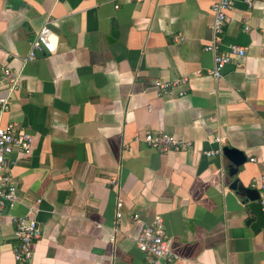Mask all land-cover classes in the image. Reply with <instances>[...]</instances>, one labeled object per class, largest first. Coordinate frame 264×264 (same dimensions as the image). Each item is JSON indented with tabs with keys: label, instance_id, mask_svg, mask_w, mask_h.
I'll return each mask as SVG.
<instances>
[{
	"label": "crops",
	"instance_id": "1",
	"mask_svg": "<svg viewBox=\"0 0 264 264\" xmlns=\"http://www.w3.org/2000/svg\"><path fill=\"white\" fill-rule=\"evenodd\" d=\"M211 2L0 0V68L22 74L0 125L32 138L27 154L9 157L19 201L0 214L1 264H13L23 216L41 228L33 264H152L135 240L157 215L176 256L168 264H264V228L245 224L238 190L264 175V2L233 0L222 50L245 56L219 80L204 50ZM45 22L55 52L23 64ZM182 78L171 96L156 95V79ZM147 132L192 147L160 153ZM223 146L246 158L233 176Z\"/></svg>",
	"mask_w": 264,
	"mask_h": 264
},
{
	"label": "built area",
	"instance_id": "2",
	"mask_svg": "<svg viewBox=\"0 0 264 264\" xmlns=\"http://www.w3.org/2000/svg\"><path fill=\"white\" fill-rule=\"evenodd\" d=\"M140 2L142 0H133ZM250 7L254 0H243ZM264 2V0H259ZM233 8V0H212L210 10L212 22L209 26L211 38L204 46V50L212 54V67L208 74L214 79L219 80L222 76L223 68L234 60L245 56V49L238 46H228L222 50V38L225 31L228 12ZM48 22L36 32L31 41L29 49L21 59L23 64L35 59L38 52L51 54L55 52V45L48 37ZM22 80V74L8 66L0 68V84L3 85V93L0 94V115L9 111L11 100L18 90ZM185 78L180 80H158L153 82V88L158 97L171 96L173 88L183 84ZM182 92L179 94L181 95ZM31 135L18 128L13 123L0 125V214L3 210H12L19 201L16 184L14 182L11 168H9V157L17 152L27 154L31 149ZM142 140L151 149L160 152H182L191 149L192 143L189 140L178 138L172 134L164 132H147ZM217 143H221V138H215ZM205 156L221 155V147L204 153ZM109 183L116 186L115 178ZM251 188L259 192V203L264 213V175L254 178L250 183ZM116 212L114 225L118 224L121 217V200L116 202ZM137 218L136 215L133 216ZM41 237V228L38 223L29 217L23 216L15 219L14 238L17 245L13 249V264H33L34 246ZM139 252H141L152 264H168L175 259L172 248V240L164 230L163 219L155 216L150 222L146 223L135 240ZM1 264V263H0Z\"/></svg>",
	"mask_w": 264,
	"mask_h": 264
},
{
	"label": "water",
	"instance_id": "3",
	"mask_svg": "<svg viewBox=\"0 0 264 264\" xmlns=\"http://www.w3.org/2000/svg\"><path fill=\"white\" fill-rule=\"evenodd\" d=\"M222 154L234 166V168L229 172V175L231 176L235 175L239 167H241L246 161L243 153L234 148L223 146ZM237 183L238 181L234 180L231 187L237 189ZM238 190L240 192V196L243 198L242 205L244 206V211L248 216L245 224L250 226V228L254 231L264 228V213L262 212L261 205L258 202V191L244 186H239Z\"/></svg>",
	"mask_w": 264,
	"mask_h": 264
}]
</instances>
